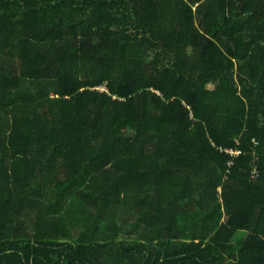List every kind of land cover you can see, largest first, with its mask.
<instances>
[{
  "label": "trees",
  "instance_id": "16d2710c",
  "mask_svg": "<svg viewBox=\"0 0 264 264\" xmlns=\"http://www.w3.org/2000/svg\"><path fill=\"white\" fill-rule=\"evenodd\" d=\"M0 264H264V0H0Z\"/></svg>",
  "mask_w": 264,
  "mask_h": 264
}]
</instances>
